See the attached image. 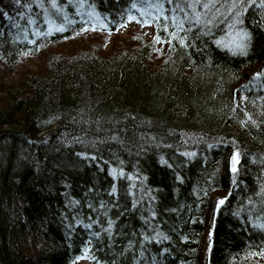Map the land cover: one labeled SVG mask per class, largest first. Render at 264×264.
Here are the masks:
<instances>
[{"label": "trees", "instance_id": "trees-1", "mask_svg": "<svg viewBox=\"0 0 264 264\" xmlns=\"http://www.w3.org/2000/svg\"><path fill=\"white\" fill-rule=\"evenodd\" d=\"M206 2L0 0L10 66L85 30L153 28L144 55L50 54L7 91L0 264H264V0Z\"/></svg>", "mask_w": 264, "mask_h": 264}, {"label": "rangeland", "instance_id": "rangeland-1", "mask_svg": "<svg viewBox=\"0 0 264 264\" xmlns=\"http://www.w3.org/2000/svg\"><path fill=\"white\" fill-rule=\"evenodd\" d=\"M153 28L144 25H138L136 22H128L121 28L112 33H97L92 30H85L77 34L72 40L59 44H50L40 49L36 55L21 56L13 66L5 64L0 60V102H3L7 91L17 88L18 81L25 73L44 74L47 70V62L50 54L60 55L61 57H77L86 51L91 50V45L98 44L96 53L102 56H111L125 52L140 53L144 55V46L152 41ZM159 48V47H158ZM139 54V55H140ZM66 55V56H65ZM137 55V56H139ZM146 63L153 66L162 61L161 53H154ZM235 154H231L230 161H233ZM237 161V158H236ZM216 205L224 199L220 192L214 193ZM28 250L32 245H25ZM207 240L202 246V253L206 252ZM254 263H262V257L251 259ZM74 264H88L85 260H78Z\"/></svg>", "mask_w": 264, "mask_h": 264}, {"label": "snow or ice", "instance_id": "snow-or-ice-1", "mask_svg": "<svg viewBox=\"0 0 264 264\" xmlns=\"http://www.w3.org/2000/svg\"><path fill=\"white\" fill-rule=\"evenodd\" d=\"M168 2H172V0H168ZM195 2L196 3H200V0H195ZM133 7H135V5H133ZM189 7H191V5H189ZM201 7L211 11V9L215 7L214 0H208V2L201 4ZM196 22L197 23L200 22V17L199 16L196 17ZM207 23H211V20L207 21ZM55 30L62 31L63 29L60 28V29H55ZM51 31H53V29L50 28L49 29V33H47V34H51ZM233 161L234 162H238V161H236V156L233 157ZM232 171L234 173L237 171V168L235 167V165L233 166ZM262 193H264V189H262ZM219 203L222 204V203H224V201L222 200Z\"/></svg>", "mask_w": 264, "mask_h": 264}]
</instances>
